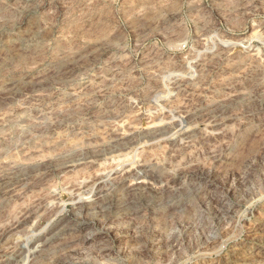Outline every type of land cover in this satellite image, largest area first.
Masks as SVG:
<instances>
[{
    "label": "rangeland",
    "instance_id": "374dc122",
    "mask_svg": "<svg viewBox=\"0 0 264 264\" xmlns=\"http://www.w3.org/2000/svg\"><path fill=\"white\" fill-rule=\"evenodd\" d=\"M263 95L264 0H0V264H264Z\"/></svg>",
    "mask_w": 264,
    "mask_h": 264
},
{
    "label": "bare ground",
    "instance_id": "6f19581e",
    "mask_svg": "<svg viewBox=\"0 0 264 264\" xmlns=\"http://www.w3.org/2000/svg\"><path fill=\"white\" fill-rule=\"evenodd\" d=\"M21 13L22 14L25 13V10H22ZM37 43H38V37L36 35H32V36L27 35L20 38V46L22 51H28L29 49L36 47ZM19 56L22 57V55ZM5 90L7 91V95L9 98H13L15 95H17L18 92L21 91V89L17 86L16 87L12 86L6 88ZM249 101H251L254 105L259 103L264 105V95L258 98H254L253 100L251 99ZM247 103L248 101L246 102V104ZM172 130L173 129L170 126H163L161 128H157L149 131V133L146 134V137L149 138V140L166 138L172 133ZM173 132L175 131L173 130ZM86 159H87L86 156L83 153H81L77 157H74L70 160L63 162V165L66 167V166H71L75 163H83L85 162ZM125 181L124 180L114 181V183L109 188H107V186L104 184L100 185L97 189V192L95 193L94 198L90 199L93 201L91 204L92 206L91 208L93 210H98V212L104 214L103 216H107L108 215V214L106 215V213H108L107 211H110L117 207L120 212H124L129 209H133V210L134 209L136 210L138 208L140 210H142V208L144 209L145 207H143L142 203L139 204L138 201L136 202L137 198L133 195V193L136 192L137 187L135 185L132 186L130 184H127V182ZM15 190H16V183L13 179L3 181L2 183H0V200L4 197H11ZM176 201L178 203L180 202L178 200ZM160 202L161 203H158L157 205L163 204L162 201ZM61 227L63 226L61 225L60 227H56V228L54 227L52 231H50L48 234L39 237L38 239L39 243L37 244L36 247L37 248L36 251H38V253L46 251L47 249L50 248L49 245L53 244L57 239H59L60 237L59 230ZM87 237L90 238V236ZM20 253L22 254L23 252ZM18 259L20 258H17L16 260Z\"/></svg>",
    "mask_w": 264,
    "mask_h": 264
}]
</instances>
